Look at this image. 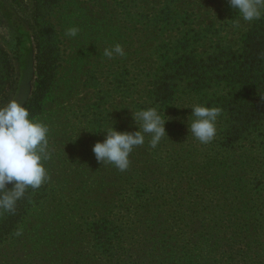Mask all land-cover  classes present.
<instances>
[{"label":"rangeland","instance_id":"rangeland-1","mask_svg":"<svg viewBox=\"0 0 264 264\" xmlns=\"http://www.w3.org/2000/svg\"><path fill=\"white\" fill-rule=\"evenodd\" d=\"M230 9L228 0H0V106L29 101L37 84V37L53 56L49 91L31 115L49 127L48 179L33 190L27 216L8 232L0 229V264H99L85 238L87 223L117 208L99 204V171L107 163L97 160L93 145L113 125L136 128L135 101L139 109L148 106L134 92V79L161 62L156 46L185 34L193 38L194 27L225 26L236 16ZM73 26L77 36H66ZM147 30L161 36L147 38ZM115 44L125 55L104 57ZM11 64L14 85L8 82ZM262 140L249 142L240 158L245 162L229 172L231 222L215 264H264V142L256 151L250 146Z\"/></svg>","mask_w":264,"mask_h":264},{"label":"trees","instance_id":"trees-1","mask_svg":"<svg viewBox=\"0 0 264 264\" xmlns=\"http://www.w3.org/2000/svg\"><path fill=\"white\" fill-rule=\"evenodd\" d=\"M230 11L236 16L225 26L194 27L193 38L185 34L171 45L156 42L161 62L136 74L134 92L168 120V136L154 149L146 136L130 154L126 171L109 163L99 171V204L122 209H108L99 222L87 223L85 238L99 264H215L213 256L223 249L231 222L229 172L245 162L240 158L248 143L264 137V16L246 22ZM227 29L236 30L232 38L223 34ZM147 32V38L161 36ZM193 44L197 48L189 49ZM47 47L37 37V84L25 103L31 115L42 109L53 79ZM8 68L14 85V67ZM194 104L221 110L217 134L208 144L190 135L187 119ZM263 142L251 149L259 150ZM32 193L29 188L14 212L0 213L1 230L10 231L27 216Z\"/></svg>","mask_w":264,"mask_h":264},{"label":"clouds","instance_id":"clouds-1","mask_svg":"<svg viewBox=\"0 0 264 264\" xmlns=\"http://www.w3.org/2000/svg\"><path fill=\"white\" fill-rule=\"evenodd\" d=\"M228 3L243 21L252 22L264 16V0H228ZM78 32L79 28L73 26L65 35L76 37ZM124 55L120 44L103 51L108 59ZM190 109L192 112L187 119L190 135L202 144L210 143L217 134L220 108L194 104ZM132 118L138 130L119 131L113 125L103 131L105 139L92 148L98 161L112 164L121 172L129 168L130 154L145 143L146 136L150 137L148 142L153 149L168 136L165 127L168 120L157 107L132 112ZM48 134V125L33 118L29 108L17 99L0 106V213L14 212L29 188L38 189L47 181L45 162L52 155ZM10 183L13 184L11 189L8 188Z\"/></svg>","mask_w":264,"mask_h":264}]
</instances>
